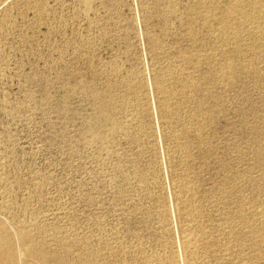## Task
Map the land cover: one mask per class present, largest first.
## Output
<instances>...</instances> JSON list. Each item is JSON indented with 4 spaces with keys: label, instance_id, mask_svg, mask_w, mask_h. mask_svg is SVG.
<instances>
[{
    "label": "rangeland",
    "instance_id": "1",
    "mask_svg": "<svg viewBox=\"0 0 264 264\" xmlns=\"http://www.w3.org/2000/svg\"><path fill=\"white\" fill-rule=\"evenodd\" d=\"M0 244L264 264V0H0Z\"/></svg>",
    "mask_w": 264,
    "mask_h": 264
},
{
    "label": "bare ground",
    "instance_id": "2",
    "mask_svg": "<svg viewBox=\"0 0 264 264\" xmlns=\"http://www.w3.org/2000/svg\"><path fill=\"white\" fill-rule=\"evenodd\" d=\"M5 247V245L0 244V252L3 251V255L4 257L2 258L0 256V264H15L13 263V259H14V253H13V248L11 246H7L6 249L4 250L3 248ZM15 260V259H14ZM17 260V259H16ZM42 260V259H41ZM16 262V261H14ZM43 262V261H42ZM44 263V262H43ZM42 263V264H43ZM25 264H28L27 262H25ZM31 264V263H29ZM34 264V263H33ZM40 264V263H39Z\"/></svg>",
    "mask_w": 264,
    "mask_h": 264
}]
</instances>
